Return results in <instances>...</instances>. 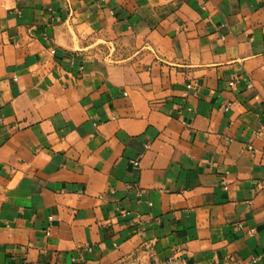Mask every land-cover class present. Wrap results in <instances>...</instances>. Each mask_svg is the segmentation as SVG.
I'll list each match as a JSON object with an SVG mask.
<instances>
[{"label":"crops","instance_id":"obj_1","mask_svg":"<svg viewBox=\"0 0 264 264\" xmlns=\"http://www.w3.org/2000/svg\"><path fill=\"white\" fill-rule=\"evenodd\" d=\"M177 249L264 264V0H0V264Z\"/></svg>","mask_w":264,"mask_h":264},{"label":"built area","instance_id":"obj_2","mask_svg":"<svg viewBox=\"0 0 264 264\" xmlns=\"http://www.w3.org/2000/svg\"><path fill=\"white\" fill-rule=\"evenodd\" d=\"M237 82V80H231L229 81V86L232 87L235 85V83ZM250 86V85H249ZM230 104H227L223 107V110L226 111L228 110ZM188 110H190V108H187ZM148 147V146H146ZM134 165H137L138 162L134 161L133 162ZM224 187L226 188V182L223 181ZM152 264H183V259L181 257V250L177 249L174 252H172L171 254H169L166 259H164L163 261L159 262V261H154Z\"/></svg>","mask_w":264,"mask_h":264}]
</instances>
